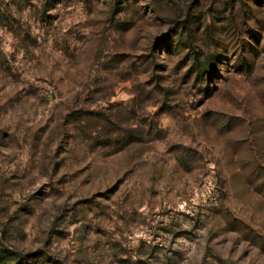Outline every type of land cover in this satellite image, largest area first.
Returning <instances> with one entry per match:
<instances>
[{
    "label": "rangeland",
    "instance_id": "1",
    "mask_svg": "<svg viewBox=\"0 0 264 264\" xmlns=\"http://www.w3.org/2000/svg\"><path fill=\"white\" fill-rule=\"evenodd\" d=\"M0 264H264V0H0Z\"/></svg>",
    "mask_w": 264,
    "mask_h": 264
}]
</instances>
